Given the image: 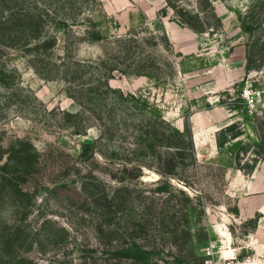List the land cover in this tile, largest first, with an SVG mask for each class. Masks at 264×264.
Wrapping results in <instances>:
<instances>
[{
  "label": "rangeland",
  "instance_id": "1",
  "mask_svg": "<svg viewBox=\"0 0 264 264\" xmlns=\"http://www.w3.org/2000/svg\"><path fill=\"white\" fill-rule=\"evenodd\" d=\"M0 264H264V0H0Z\"/></svg>",
  "mask_w": 264,
  "mask_h": 264
}]
</instances>
